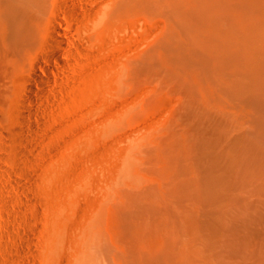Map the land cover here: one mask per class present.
<instances>
[{"label":"bare ground","instance_id":"6f19581e","mask_svg":"<svg viewBox=\"0 0 264 264\" xmlns=\"http://www.w3.org/2000/svg\"><path fill=\"white\" fill-rule=\"evenodd\" d=\"M147 13L164 29L123 75L164 74L187 111L177 106L181 117L135 159L156 179H131L86 225L78 264H264V0H199L195 9L191 0H0V42L17 71L33 64L51 75L42 60L65 65L74 33L103 40ZM24 103L14 110L20 122L30 120Z\"/></svg>","mask_w":264,"mask_h":264},{"label":"rangeland","instance_id":"374dc122","mask_svg":"<svg viewBox=\"0 0 264 264\" xmlns=\"http://www.w3.org/2000/svg\"><path fill=\"white\" fill-rule=\"evenodd\" d=\"M198 2L191 0V8ZM162 23L157 14L134 16L98 41L78 31L63 50L65 65L42 60L51 75L33 64L17 71L15 55L0 42V264H78L86 225L132 180L156 179L148 164L136 169L135 159L187 105L178 103L179 88L163 73L127 78L123 72L153 46ZM18 98L30 120L16 118ZM177 106L184 107L180 116ZM253 241L246 249L256 254L262 239Z\"/></svg>","mask_w":264,"mask_h":264}]
</instances>
